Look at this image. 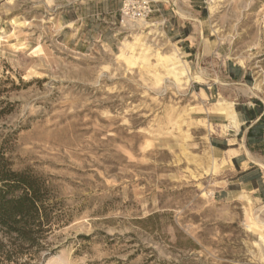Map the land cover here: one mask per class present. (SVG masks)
<instances>
[{"label":"rangeland","instance_id":"374dc122","mask_svg":"<svg viewBox=\"0 0 264 264\" xmlns=\"http://www.w3.org/2000/svg\"><path fill=\"white\" fill-rule=\"evenodd\" d=\"M68 1L0 0V148L71 216L0 264H264V182L230 184L237 150L264 157L234 130L264 107V0L116 25Z\"/></svg>","mask_w":264,"mask_h":264},{"label":"trees","instance_id":"16d2710c","mask_svg":"<svg viewBox=\"0 0 264 264\" xmlns=\"http://www.w3.org/2000/svg\"><path fill=\"white\" fill-rule=\"evenodd\" d=\"M70 220L48 179L14 169L0 148V260L11 262L14 252H30L31 259L42 250L53 252L50 235Z\"/></svg>","mask_w":264,"mask_h":264},{"label":"crops","instance_id":"0c3cea01","mask_svg":"<svg viewBox=\"0 0 264 264\" xmlns=\"http://www.w3.org/2000/svg\"><path fill=\"white\" fill-rule=\"evenodd\" d=\"M124 0H69L68 5L72 2H77L80 5H100L103 20L108 19V23L117 24L119 19V11ZM157 4L165 10L184 11L181 5H195L191 0H154ZM178 12V11H177ZM189 13V12H188ZM178 14V13H176ZM175 16H178L176 15ZM183 18V17H182ZM180 19V17H178ZM176 20V19H175ZM186 20V19H185ZM186 22V21H183ZM187 34L185 37H188ZM245 73L242 72V76ZM253 105H243L240 111L239 127H234L237 134H241L244 139L245 146H255L264 143V107L258 100H253ZM247 106V107H245ZM235 126V125H234ZM228 140L225 151L237 150L235 146H231V141L235 138L227 136L215 137V146L221 147L224 140ZM233 141V142H234ZM231 162L237 169L236 181H231L230 184L243 185L250 189H260L261 181L264 182V157L259 153L253 152L251 149L240 148L236 153L231 155Z\"/></svg>","mask_w":264,"mask_h":264},{"label":"built area","instance_id":"2783aa9c","mask_svg":"<svg viewBox=\"0 0 264 264\" xmlns=\"http://www.w3.org/2000/svg\"><path fill=\"white\" fill-rule=\"evenodd\" d=\"M154 0H124L121 7L122 21L147 19L156 9Z\"/></svg>","mask_w":264,"mask_h":264}]
</instances>
